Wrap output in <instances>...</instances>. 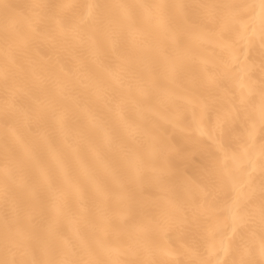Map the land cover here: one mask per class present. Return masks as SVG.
Segmentation results:
<instances>
[{
    "label": "bare ground",
    "instance_id": "6f19581e",
    "mask_svg": "<svg viewBox=\"0 0 264 264\" xmlns=\"http://www.w3.org/2000/svg\"><path fill=\"white\" fill-rule=\"evenodd\" d=\"M0 264H264V0H0Z\"/></svg>",
    "mask_w": 264,
    "mask_h": 264
}]
</instances>
